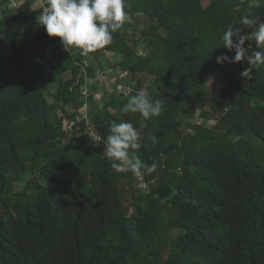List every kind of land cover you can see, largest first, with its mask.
<instances>
[{
	"label": "trees",
	"instance_id": "obj_1",
	"mask_svg": "<svg viewBox=\"0 0 264 264\" xmlns=\"http://www.w3.org/2000/svg\"><path fill=\"white\" fill-rule=\"evenodd\" d=\"M45 6L25 0L0 18V264H264V64L244 79L246 59L216 61L235 55L222 46L230 24L258 50L264 0H127L112 43L87 56L48 36ZM131 18L154 20L143 39ZM107 52L123 57L114 69L150 79L160 115L121 112L138 79L66 132L93 105L83 91L98 90L88 81ZM114 121L136 129L135 158L158 164L138 177L146 189L102 155Z\"/></svg>",
	"mask_w": 264,
	"mask_h": 264
},
{
	"label": "clouds",
	"instance_id": "obj_2",
	"mask_svg": "<svg viewBox=\"0 0 264 264\" xmlns=\"http://www.w3.org/2000/svg\"><path fill=\"white\" fill-rule=\"evenodd\" d=\"M259 6L260 0H248L249 9ZM126 7L127 0H46V6L37 20L49 37L60 38L67 51L75 48L80 50L81 55L87 56L112 43L113 34L122 28L128 18ZM235 10L238 11L239 8ZM243 22L247 24L249 20L245 17ZM252 36L258 50L249 54L251 45L245 48V42L249 39L240 34L239 28L228 25L221 36L222 46L229 51L234 49L235 55L217 56V63H240L246 59L250 67L244 69L240 75L244 79H251L254 67L264 64V22L258 24ZM162 107L161 99L153 101L141 90L129 97L121 112L138 113L149 119L159 116ZM87 112L86 110V114ZM138 141L139 136L132 123L114 121L110 125V133L103 140L102 155L107 157L111 168L117 173L131 172L136 177L143 173L152 174L157 171V162L147 165L134 157L135 152L142 147Z\"/></svg>",
	"mask_w": 264,
	"mask_h": 264
},
{
	"label": "rangeland",
	"instance_id": "obj_3",
	"mask_svg": "<svg viewBox=\"0 0 264 264\" xmlns=\"http://www.w3.org/2000/svg\"><path fill=\"white\" fill-rule=\"evenodd\" d=\"M21 1V0H18ZM3 10L0 9V18L3 17L1 16L2 14L5 15H10V12H2ZM132 25L137 29V35L139 37V39L142 38L141 36V31L146 30L147 28L151 29L154 25V20L151 18H148L146 20L140 21L139 19H128ZM145 23V24H144ZM143 39V38H142ZM141 46H145V44L141 45ZM74 49V48H72ZM72 49H70L69 51H71ZM143 52V51H142ZM123 60V57L121 55H117L111 52H107L105 54H103L102 56L96 58L94 60V64L96 66H92V68L94 69V72H92V74H94V77H96L97 79L94 81H92V79H90L88 82H90V89L94 86L97 85L98 90L97 91H91L89 90V94L93 93V96L95 95L96 98H94L93 100V105L92 102L89 101V105L86 108V110L88 111L91 107L94 108V105H98V106H103V104L110 100V95L112 94H116V96H127L134 88L135 84L134 81L140 79L142 80V91L145 92V88L150 84V79L149 78H145L144 76H137L136 79H132V77L130 75H128V73L121 71L120 69L116 68L114 69V66H116L117 64L121 63ZM87 63V62H86ZM100 64V66H99ZM96 75V76H95ZM134 80V81H133ZM97 83V84H96ZM221 83H216L215 81L209 80L206 88L207 91L209 93L215 91L218 92L221 88ZM146 94V92H145ZM52 101V100H50ZM83 112V111H82ZM196 119L194 120V122H197V124H203V120L200 119L198 116H195ZM206 124V123H205ZM215 123L212 121L207 122L205 127H212ZM186 128H183V130H185ZM191 133L192 130L190 131ZM138 177H137V181H138ZM18 188L21 189V184L18 185ZM145 191V190H143Z\"/></svg>",
	"mask_w": 264,
	"mask_h": 264
},
{
	"label": "built area",
	"instance_id": "obj_4",
	"mask_svg": "<svg viewBox=\"0 0 264 264\" xmlns=\"http://www.w3.org/2000/svg\"><path fill=\"white\" fill-rule=\"evenodd\" d=\"M25 3V0H0V9H2V12H8L11 11L13 13H17L18 9ZM84 97H88V91L85 90L83 92ZM87 118V114H86V106L84 108V111L81 113V115L79 117L76 118L75 121H72L69 126H67L66 132L72 131L73 127L75 126L76 123L80 122L81 119H86ZM87 125H88V134L94 139V141L96 142H100L101 139L99 138V136H97V134L95 133L93 127L91 125H89V122L87 120ZM140 180V186L144 189L147 188V186Z\"/></svg>",
	"mask_w": 264,
	"mask_h": 264
},
{
	"label": "crops",
	"instance_id": "obj_5",
	"mask_svg": "<svg viewBox=\"0 0 264 264\" xmlns=\"http://www.w3.org/2000/svg\"><path fill=\"white\" fill-rule=\"evenodd\" d=\"M96 76V75H95ZM91 79H92V81L94 80H96L97 78L96 77H90ZM97 84V83H96ZM94 86H97V85H94ZM98 88V87H97Z\"/></svg>",
	"mask_w": 264,
	"mask_h": 264
}]
</instances>
